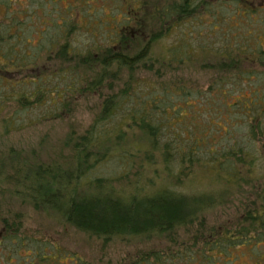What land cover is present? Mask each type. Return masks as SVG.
<instances>
[{
	"label": "rangeland",
	"instance_id": "obj_1",
	"mask_svg": "<svg viewBox=\"0 0 264 264\" xmlns=\"http://www.w3.org/2000/svg\"><path fill=\"white\" fill-rule=\"evenodd\" d=\"M73 1L65 0L62 6L66 8ZM159 1L164 4L165 0H146L148 3L137 14L146 19V28L151 32L158 30L160 25L152 17L153 7ZM89 2L90 5L93 3L92 7L99 8L102 4L107 7L104 0ZM113 3L116 4V0ZM161 7L160 9H164V6ZM56 9L58 8L54 6L49 10L54 12L52 18L57 17ZM255 10L254 18L246 14L241 17V27L237 30L244 33L252 29L254 34L249 40L244 37L228 39V33L231 32L229 17L234 14V7L210 8L211 14L222 11L226 15V27L218 30H214L211 24L212 17L201 25L199 16H195L194 36H190V42L195 46L194 51L188 45L183 57L186 62L179 66L172 65V70L167 69L168 64L160 67L155 61L167 58L172 61L164 51L178 41L184 43L186 40H181L185 39L182 35H170L168 28L173 20L167 17L164 18L165 23L161 24L164 26L162 34L156 39L139 38L135 25L131 23L128 36L118 41L123 43L125 51L121 55L132 59L140 53L147 63L151 61L156 66L151 71H147L143 64L141 68L130 69L115 61L111 62L108 54L98 51L108 45L106 40H93L84 33L73 34L75 30L68 39L57 40V37L41 35L39 30L45 31L47 26L40 24L39 20L31 25L27 22L18 25L25 39H1L0 53H7L12 47L16 55L23 54L25 56L22 59H29L20 62V70L0 73V163H5L4 167L9 170L5 177L0 178V240L6 235L7 228L14 227L23 232H20L19 240L8 241L6 248L0 249V264H7L9 259L12 264H24L26 260L31 264H46L29 259L30 248L35 246L30 241L33 239L47 245L48 252L51 251L49 260L52 263L73 261L68 256L52 252V248L56 246L63 254L76 257L83 264H133L144 255L154 253L171 254L169 260L164 258L167 264H187L188 262L182 261V258L177 259L175 255L180 251L178 248L184 240L194 236L202 224L205 229L214 227L224 230L232 223H237L245 210L247 213L259 196H264L263 1L257 0ZM1 17L0 14V33L8 35V25L2 23L4 20ZM182 30V27L178 29L179 34ZM223 33L226 38L222 36ZM247 42H250L253 51L255 47L259 48L257 55L249 51ZM2 62L0 60V66ZM38 77L39 84L28 83ZM180 81L184 85L182 95L166 96L163 90L165 86ZM39 89L42 93L46 90L48 92L34 97L33 93ZM55 90H63L64 96H56ZM123 91L128 92L123 101L125 103L121 104V111L124 113L112 116L114 119L109 120L108 127L116 128L121 121L119 118H125L128 114L126 109H130L135 103L138 106L141 101L156 97L168 104L165 110L167 117L159 113L157 115L161 119L163 131L155 136L159 146L167 144L170 139L168 132H165L168 119L171 124L172 121L175 123V132L180 137L175 141L177 144H182L185 138H192L191 141L194 139L198 145L205 143L206 149L226 153V156L232 150L238 155L230 158L236 170L241 172L233 187L224 180L217 182L215 172L210 169L218 161H212L210 152L205 158L204 147L201 148L204 150L201 162L192 165L182 163L179 157H171L166 167L164 162L153 165L141 160L129 171L124 170L125 165L122 167L118 159H114L105 161L99 168V173L97 170L94 172L95 175L104 177L125 176L115 183L118 193L128 192L131 183L138 179L148 193L165 187L186 197L203 193L213 201L196 224L180 228L167 237L103 241L85 235L47 213L35 210L23 194L21 197L15 195L17 188L12 184L15 179L12 175H16L19 169V165H15L18 163L17 157L22 158V166H27V169L32 167L30 170L33 165L72 170L77 143L99 117L103 103L111 98L115 104L122 102L120 95ZM176 110L180 112L177 111V115L174 113ZM121 128H125V123L121 124ZM127 133L124 134L123 141L112 137L108 143L109 148L119 152L124 148L131 150L146 147L139 130ZM239 157L246 158L250 166L240 163ZM258 177V180L255 179ZM39 196L41 192L36 197ZM260 236L261 241H249L244 246L235 244L228 246L226 251L215 253L210 264H264V232ZM201 263V257L196 256L192 264Z\"/></svg>",
	"mask_w": 264,
	"mask_h": 264
},
{
	"label": "trees",
	"instance_id": "obj_2",
	"mask_svg": "<svg viewBox=\"0 0 264 264\" xmlns=\"http://www.w3.org/2000/svg\"><path fill=\"white\" fill-rule=\"evenodd\" d=\"M7 29L10 31L9 26ZM2 34L0 41L5 37H9V34L7 35L5 32ZM164 52L168 53V57L169 59L172 58V61L168 58L163 61L158 59L160 67L168 64L167 69L172 70V65L179 66L182 64L184 54L181 47L176 49L172 46ZM1 54L5 55L0 67L1 74L4 71L20 70V65H22L20 62L29 59H22V56H25L23 54L16 55L12 47L9 52ZM121 54H116L114 61L122 67L141 68L143 64L147 71H151L153 66L156 67L151 61L147 63L144 57L139 55L140 53L132 59ZM174 59L176 60L175 63ZM2 80H5V78L2 77ZM28 83L31 85L39 84L40 79L38 77L31 82L29 80ZM180 83H183V81L165 86L163 90L166 92V96L170 94L181 96L184 85ZM40 89L33 93L34 97L43 96V93L47 94L48 90L42 93ZM62 91L55 90V95L64 96ZM120 96L123 98L122 102L115 104L114 99L111 98V100L109 99L103 103V109L99 117L87 134L77 143L72 170L55 166L39 167L34 165L33 169L30 170L32 167L27 169V166H22L20 162L22 158L17 157L18 163L15 165H19V169L16 175H12L15 176L12 184L17 188L15 189V195L21 197L23 194L35 210L47 213L60 222L72 226L77 231L103 241L151 240L153 237H167L180 228L196 224L213 202L203 193L186 197L165 187L156 190L154 193H148L144 191V187L139 183L140 181L138 182V179L136 182L131 183L128 192L118 193L115 183L121 181L125 176L104 177L95 175L94 172L96 173V170L98 172L105 161L114 159H118L122 167L125 165L124 170L129 171L137 165V161L141 162V160L153 165L164 162L166 167L171 157H179L182 163L187 162L192 165L201 162L204 152L205 158L210 152L212 161H218V164L210 169L215 172L217 182L224 180L226 184L233 187L238 180L236 178L241 175V172L236 170L230 161V158L238 157L237 153L231 150L226 156V153L210 148L206 149L205 143L198 145L194 139L191 141L192 138H185L182 144H177L175 141L179 140L180 137L175 132V123L172 121L171 124L168 119L166 120L168 126L165 132H168L170 139L167 144L159 146L155 136L160 132L162 134L163 131L160 126L161 119L157 115L159 113L166 116L165 110L168 104L156 97L147 98L141 101L138 106L133 102V104L135 103L134 106L126 109L128 114H125L127 116L123 117L124 119L119 118L121 119L119 125L116 128L108 127L109 120L114 119L112 116L124 113V111H121V104L125 103L123 101L127 98L128 92L123 91ZM177 111L174 112L176 115L178 114ZM123 123H125L126 129L121 128ZM130 130H139L142 133L146 147L131 150L124 148L119 152L109 148L108 143L112 140V137L123 141L125 139L124 134ZM202 147L206 151L202 150ZM238 161L250 166L246 158L239 157ZM4 166L5 163H0V178L5 177L6 172L9 171ZM203 166L207 167L206 164ZM7 179L11 181V179ZM255 179L258 180L259 177ZM38 185L40 187L37 188ZM46 190H49L48 193H46ZM39 192H41V196L36 197ZM258 200L255 201L252 208L248 209L247 213L245 210L237 223H232L224 230H218L214 227L205 229V225L202 224V227L197 229L194 236L184 240L183 244L179 246L184 250L178 248L180 251L175 255L177 259L182 258V261L192 264L195 262L196 256H199L201 257V264H210L214 260L215 253L226 251L228 246H235V244L244 246L249 241H261L260 235L264 232V196H259ZM258 202L260 203L259 206ZM7 230L6 235L0 240V249L2 247L6 248V242H14L19 240L18 238L21 236V230H16L14 227L7 228ZM30 241L35 245L29 251V259L33 261L39 260L41 263L46 264H61L63 262L64 264H83L76 257L63 254L56 246L52 248V252L68 256L73 261L52 263L49 260L51 251L48 252L47 245L36 239ZM170 255L165 253L144 255L142 259L133 264H167L164 258L166 257L169 260ZM23 263L31 264L27 260ZM7 264H12V260L9 259Z\"/></svg>",
	"mask_w": 264,
	"mask_h": 264
},
{
	"label": "flooded vegetation",
	"instance_id": "obj_3",
	"mask_svg": "<svg viewBox=\"0 0 264 264\" xmlns=\"http://www.w3.org/2000/svg\"><path fill=\"white\" fill-rule=\"evenodd\" d=\"M64 1L65 0H0V14L2 15L1 19L4 20L2 23L10 27V32L8 33L9 37L5 38L11 39L16 37V39H25L26 37L23 38L25 35L19 30L18 25L23 22L30 23L31 25L33 22L39 20L40 24L47 26L45 31L39 30L40 34L52 38L57 37V40L68 39L72 35L73 30H75L73 34L84 33L92 39L106 40L108 45L99 48L98 51L108 54L109 59L113 62V55L115 53H125L121 46L123 43H119L118 41L128 36L131 23L135 25L134 28L137 30L136 34L139 38L144 37V40H146L145 38L150 40L156 39L162 34V28L164 26L161 24L165 23L164 18L167 17L173 20V24L168 28L170 30V35L176 37L182 35L185 39L181 40H186L184 43L178 41L173 47L176 49H180L181 47V51L185 54L188 45H191V51H194L193 49L195 48L194 43L190 42L192 39L190 36H194L193 19L195 16H199L201 25H203L205 20L207 21L212 17L213 21H211V24H213L214 30H218L223 26L226 27V15L222 11L211 14L210 8L212 6L217 8L226 6L234 7V14L229 17L231 32L228 33V39L232 40L244 37L249 40L254 34L252 29L244 33L237 30L241 27L240 19L241 17H245V14L251 15L250 18H254L253 14L257 6V0H165L164 4H161L159 1L156 2L153 7L154 15L152 17L153 20L160 25L158 30L151 32L146 28L144 22L146 19L137 16L138 11L148 3L146 0H116V4L113 3V0H104L107 7H104L102 4L99 8L97 6L92 7L93 3L90 5L89 0H79L78 4H75L77 0H74L69 4L70 6L68 5L64 8L62 6ZM261 1L264 3V0ZM54 6L58 8L55 10V12H57L56 18H52L54 12L49 11ZM161 6H164V9H160L162 8ZM49 18L51 19L49 20ZM44 20L48 21L44 22ZM56 20H58V22H56ZM82 21L84 23H82ZM208 23L209 22H207L206 25H208ZM188 24H190L191 27H189ZM70 25H72V28ZM243 25L245 26V24ZM180 27H182L183 30L179 34L178 29ZM66 29H68V31H65ZM2 35L3 34L0 33V38H2ZM200 35L203 34L200 33ZM222 36L226 38L225 33H223ZM247 43L249 51L257 55L256 53L259 48L255 47L253 51V49L250 48V42ZM183 46H185V48H183ZM261 46L263 45L261 44ZM201 50L205 52L204 48ZM4 56L1 54L0 60L3 61ZM175 61L174 59V63ZM185 62L186 60L184 58L182 63ZM156 63L159 64L160 61L156 60Z\"/></svg>",
	"mask_w": 264,
	"mask_h": 264
}]
</instances>
